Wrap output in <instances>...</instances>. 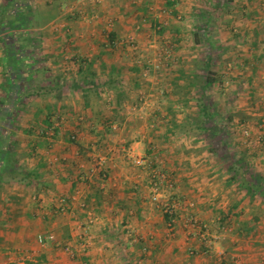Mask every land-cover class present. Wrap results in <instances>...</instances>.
I'll list each match as a JSON object with an SVG mask.
<instances>
[{
  "label": "crops",
  "instance_id": "1",
  "mask_svg": "<svg viewBox=\"0 0 264 264\" xmlns=\"http://www.w3.org/2000/svg\"><path fill=\"white\" fill-rule=\"evenodd\" d=\"M157 1L98 0L89 10L82 11L80 0H0V149L6 145L12 151L10 160L0 152V264H25V261L26 264H139L138 259L142 261L140 264H236L228 258L235 252L226 251L223 246L215 244L213 255L195 256L186 252L182 238L166 240L164 233L159 232L163 229L159 227L164 223L162 218L153 216L154 212L150 211L144 219L140 214L146 211V196L145 191L139 193L137 189L147 178L143 174L145 171H132L115 165L116 162L113 164V160L119 159L124 163L122 158L145 156L143 148L153 156L151 160L158 158L161 149L154 152L153 144H162L166 137L157 141L147 135L131 141L121 135L113 139L109 137L107 128H113V113L123 112L124 107L122 103L115 107L104 105L103 99L108 92L101 90L97 97L91 81L107 80L112 67L128 62L134 52L121 44L120 47H112L108 43V33L112 32L114 37L122 40L132 37L145 44L157 24L167 33L159 36V42L171 37L170 33L174 32L180 38L186 30L193 34L197 29L195 25L191 28L177 25L168 14L156 11L159 5L166 3V0ZM189 1L175 0L170 13L197 18L193 7L195 0ZM249 1L238 0L243 10ZM26 7L30 8L26 10ZM17 25L20 28L16 29ZM212 40V46L207 42L209 48L238 50V47L246 46L247 52H263L254 37L249 46L245 43L234 45L235 42L232 45L219 36L217 42ZM194 42L193 45H197ZM25 53L29 55L22 56ZM37 54L42 55L41 58ZM212 58L213 55L205 60L212 61ZM249 58L248 53L242 57V65L248 64ZM259 62L264 64V57ZM261 68L262 75L251 69L244 76L239 71V78L251 81L253 96H259V106H264V67ZM31 75L33 82L28 88L24 86V90L20 83L12 81L14 76L26 78ZM123 79V75L117 77V80ZM13 88L20 90L18 94L16 91L12 93ZM47 93L59 99L40 106L35 101L29 103L26 98L40 100L41 95L46 96ZM85 93L88 94L87 104ZM111 96L116 99L115 94ZM23 98L27 99L24 103ZM13 101L15 105L12 106L10 103ZM125 112L136 114L137 111L128 106ZM156 115L158 112L154 111L141 125L147 122L153 126L159 121ZM62 116H66L67 123H63ZM55 118L58 120L53 123ZM45 120L53 125V135L37 137L34 129L46 128ZM127 121L125 118L120 131L127 128ZM71 133L77 136L74 142L68 139ZM41 140H46V150L42 147L44 144H40ZM50 154L52 161L46 163ZM94 156L105 158L106 179H100L97 173L82 180V176L91 170ZM13 168L32 172L34 176L29 182L20 176L13 178L10 173ZM227 181L228 178L225 185L230 186ZM227 190L232 191V187H227ZM227 190H223L222 185L214 192ZM62 197L68 200L66 211L58 212ZM232 200L220 207L226 206V212L232 211L230 208L237 202ZM80 201L85 202L87 214L79 210L77 204ZM256 203L264 207L262 198L259 197ZM241 208L249 207L240 202L234 209L235 215ZM248 219L256 224L264 221L261 217L249 216ZM82 224L85 226L81 228ZM49 232L75 249L85 244L83 254L79 259H70L68 253L53 243H38L37 235ZM128 234L133 236L132 241L146 244L143 249L147 248L148 255H137L138 251L129 245L131 239H127ZM260 241H264L263 238ZM114 243L121 247L120 250ZM194 246L199 247L197 243ZM251 252L252 249L248 248L243 251L244 261L260 264L262 260H258L262 256L256 257L258 254L255 256Z\"/></svg>",
  "mask_w": 264,
  "mask_h": 264
},
{
  "label": "rangeland",
  "instance_id": "2",
  "mask_svg": "<svg viewBox=\"0 0 264 264\" xmlns=\"http://www.w3.org/2000/svg\"><path fill=\"white\" fill-rule=\"evenodd\" d=\"M80 1H82L81 8L84 9L82 11H86L98 0ZM86 1L91 2V4L89 5ZM189 2H193V0ZM248 4H244L246 9L243 10L238 0H195L193 7H195L198 16L197 18L192 17L193 21L192 18H186L182 13H170L171 7L167 3L159 5L156 11L164 15L168 14L173 22L185 28H191V25H195L196 28L200 29L204 27L206 22L207 31L214 41L216 39V42L219 36V38L228 41L232 45L235 42L234 45L245 43L249 46V43L252 45V37H254L261 45V51L263 52H260V54L254 50L247 52L246 46H243V48L238 47V50L209 48L204 30L199 32L197 45H193L194 40L196 41L195 36L188 34L187 30L183 32L184 35H181L180 38L174 35V30H171L173 32L170 33L171 37H166L165 40L159 42V36L167 34L159 29L161 28L159 25L154 26L147 37L148 42L145 40V44L139 43L138 40L132 37H128L129 40L115 37L116 41H113L112 45L115 48L121 45L123 47L127 46L130 48L129 51H133L134 54L128 62L115 66L113 76L120 77V75H123L124 79L118 80L116 84L106 87L107 90H105L108 93L103 99V104L108 105L107 107L111 105H114V107L119 106L117 99L111 96L116 95L118 89H122L125 94L121 96L124 114L123 112L113 113V119L116 118V120L114 119L113 128H107L109 137L113 139L117 135H121L122 138H128L130 141L138 138V136L143 137L146 135L155 140L166 137V141L162 144H153L154 152L161 149L158 158H152L153 160H151L150 157L153 156L150 155V152L144 151L143 148L142 152L145 153V156L122 158L124 163L117 159L116 161L113 160V164L116 162L115 165H122L132 171H145L143 174L147 175V178L145 177V180L137 189L139 193L145 191L146 196V211L140 213L142 219L149 211L154 212L153 216L156 215L162 218L164 223L160 224L159 227L163 229L159 232L164 233V238L168 241L182 238V242L186 244V252L189 255H213L212 251L215 244H217L220 247H225L226 251L240 254L239 259L242 261H244V258L241 254L247 248L252 249L251 254L255 253V256L258 254L256 257L262 256L258 261H264V241H260L262 238L264 240V221L256 224V222L248 219L249 216H253L255 219L257 217L264 218V207L256 203L259 197L256 196L250 199L248 195L240 189H235L233 185L226 186L225 181L229 176L226 172L228 170L223 167L225 161H230L234 164V167L242 163L256 177L264 179V106H259V96H255L257 98L253 96L252 90L254 88L250 87L251 81L239 78L240 75L244 76V73L251 69H254L255 74H263L261 67H264V64L259 61L264 57V0H250ZM110 23L108 22V24ZM29 24L27 28L30 27L31 24ZM186 25L190 26L186 27ZM18 28H20L19 25L16 29ZM247 53L250 61L248 64L242 65L240 59ZM28 55L29 53H25L22 56L26 57ZM212 55L211 64L207 69L202 63ZM37 56L41 58L42 55L37 54ZM252 60L257 65L252 64ZM144 63H148L150 69L145 71L143 67V70H141L140 66H144ZM206 70L207 72H205ZM239 71H242L240 75ZM208 73H211V76L215 74L217 80L210 85L206 93L201 82L204 75ZM195 74L198 78L195 77ZM14 80L15 83H20L23 90L24 86L28 88L33 82L32 75L26 78L14 76L13 83ZM192 82L194 86L191 84ZM14 91L18 94L20 90H14L13 88L12 93ZM199 95H203L205 101L210 103L217 115H220L223 119L215 129L209 124L207 126H210V128L206 131L199 130L195 126L193 120L198 113L199 99L197 97ZM26 98L29 103L35 101L40 106L59 99L55 96L50 97L49 93L46 96L41 95L40 100ZM26 98H23V103L27 100ZM10 104L15 105V101ZM128 106H133V110L137 111L136 114L126 113L125 108ZM153 110L156 113L158 112L155 117L159 121L153 126L152 123L145 122L142 127V121L144 122L146 118H149L148 115H152ZM65 117H63V123H67ZM125 118L128 119L127 128L120 131L119 127L122 126ZM165 118L167 120H164ZM57 120L55 118L53 123ZM47 130L51 132L53 128H35L34 134L37 137H45L42 135H48ZM41 141L44 144L42 147L46 150V140ZM69 141L71 140L69 139ZM97 149L100 150V146ZM162 151L166 152L162 154ZM94 158L91 170L86 178H81L82 180L97 175L101 167L105 170V167H103V165H106L103 164L105 158L99 156H94ZM49 160L52 161L51 154L49 157L47 156L46 163ZM91 171L96 172L94 175L89 176ZM163 175H166V177L164 178ZM222 185L223 190L232 187V191L214 192ZM232 199H234V202L241 199V203L246 204L249 208H241L242 210L238 214H228V217L224 218L225 220H220L219 218L227 213L226 206L224 208L220 206ZM190 203L192 205H189ZM81 204H85V202H78L79 210L87 214L86 204L84 206H81ZM165 207L172 209L171 216H169L170 220H166ZM64 211L66 209L61 210V212ZM189 215H193L199 222L207 225L204 240L200 238L195 229L185 226ZM251 223L254 225L253 229H250ZM84 226L82 224L80 227ZM86 229L88 230V228ZM49 233L55 236L53 232ZM215 236H218V238L215 239ZM260 236L262 238H257ZM127 237L128 240L131 239L129 245L133 246L135 251H138V256H140L139 253H143L142 255L148 253L146 247L145 250L143 249L146 244H141L136 240L132 241V235L128 234ZM233 238L237 240L235 241ZM56 241L59 242L60 246L53 245L61 249L66 244L70 245L69 243L60 242L58 239ZM194 241L199 247L194 246ZM235 242L238 244H233ZM114 245L117 250H120L119 245L115 243ZM70 247L73 246L70 245ZM85 247V244H81L76 249L73 247L75 249L74 257L64 251L68 253L70 259H79ZM228 258L231 260L230 257ZM137 262L140 264L142 261L138 259ZM23 263L26 264L27 262Z\"/></svg>",
  "mask_w": 264,
  "mask_h": 264
},
{
  "label": "trees",
  "instance_id": "3",
  "mask_svg": "<svg viewBox=\"0 0 264 264\" xmlns=\"http://www.w3.org/2000/svg\"><path fill=\"white\" fill-rule=\"evenodd\" d=\"M175 0H166V3L168 5H172L174 4ZM30 7H26L25 9L28 10ZM158 25V24H157ZM155 25V26H157ZM160 26V25H159ZM160 29V28H159ZM161 30V29H160ZM200 30H204V34H205V37L207 39V42L210 46H212V38L211 36L209 35L208 33V29L206 27V22L204 23V27H201L200 29L197 27L194 36H195V39H196V42H198V36H199V32ZM113 41H116L115 37H114V34L112 32H109L108 33V43L110 42L111 43V46L113 45ZM211 62H210V59L208 60H205L202 65L205 67V68H209ZM145 68V71L150 69L149 66H148V63H144V66ZM116 68L115 67H112L111 69V72L109 73L110 74V77L106 80H103L102 82L101 81H95L92 80L91 81V85L93 87V92L94 94H96L97 97H99V93L101 90L105 91L106 87L108 86H113L114 84H116V82L118 81L117 80V77L118 76H113L114 74V70ZM143 70V69H141ZM207 72V70L205 71ZM213 74V73H212ZM195 77L198 78V76L195 74ZM217 80V77L214 75L211 76V73H208L207 75H204L203 77V80L201 82V85L203 86L204 90L206 91L207 93V89L210 87V85L215 82ZM93 82V83H92ZM193 86H194V83L192 82L191 83ZM124 96V91H122V89H118L116 91V99H117V102L119 104V106L121 105V96ZM199 99V107L197 108L198 110V113L196 115V117L194 118V123H195V126L197 129L199 130H202V131H206L208 130V128H210V126L212 125V127L215 129L217 127L218 124H220V122L223 120L220 115L218 116L217 115V112L214 110L213 106L206 102L205 99H204V96L203 95H199V97H197ZM84 99H85V102L87 104L88 102V94L85 93L84 95ZM116 120V118H114ZM112 119L111 122H114L115 120ZM45 124L47 125V127L50 129V128H53L52 131H54V127L53 125L50 123L49 120H45ZM207 124H209L210 126H207ZM46 127V128H47ZM170 130V129H169ZM50 131V130H47V132ZM52 131L51 132H48L47 134L48 135H42V136H45V137H52ZM71 136H75V139H72ZM76 134L75 133H71L69 135V139L71 141H76ZM4 143V142H3ZM41 144V142H40ZM6 146V145H5ZM2 147L3 149H0V152H3L4 155L7 156V160H10L12 158V151L8 150V148L6 147ZM6 150V151H5ZM223 167L228 170L226 171L227 174H228V185H233L235 187V189H240L242 192H244V194L248 195L250 197V199H252L253 197H260L264 200V179L261 178V177H256V175L249 170V168L245 165V164H242V163H239L238 166L234 167V164L233 163H230V161H225L223 163ZM11 175L13 178H16V176H20L21 179L23 180H26L27 182L30 181V178L33 177V173L32 172H25L23 170H19L18 169H15L13 168L12 171H10ZM88 174H86L87 176ZM86 176H82V178H86ZM100 179H106V176H107V171H105L104 169H102V167L100 168V170L98 171V175H97ZM0 179H1V175H0ZM64 198V197H62ZM66 199V198H65ZM60 201V199H59ZM68 200L66 199V202ZM242 202L241 199L237 200V202H235L232 207L230 208L232 211H227L226 214H223L219 219L223 220L224 218L228 217V214H235L234 212V209L238 206V204ZM58 210H60V204L58 205L57 207ZM229 209V210H230ZM169 216H171L169 213L165 212V217H166V220H170L169 219ZM225 220V219H224ZM252 224V223H251ZM254 225L252 224L250 229L252 228L253 229Z\"/></svg>",
  "mask_w": 264,
  "mask_h": 264
},
{
  "label": "built area",
  "instance_id": "4",
  "mask_svg": "<svg viewBox=\"0 0 264 264\" xmlns=\"http://www.w3.org/2000/svg\"><path fill=\"white\" fill-rule=\"evenodd\" d=\"M72 139H75V136H71ZM96 171H91L90 175H94ZM163 177L165 178L166 175H163ZM162 177V178H163ZM60 211L61 210H65L66 209V199L65 198H61L60 199ZM85 204H81V206H84ZM189 205H192V203H190ZM165 212L169 213L171 215L172 213V209H170L169 207H165ZM186 225L185 226H190L192 227V229H195V231H197V234L200 235V238L202 240L205 239V235H206V231H207V225L203 222H199L195 217H193V215H189L187 220H186ZM215 239L218 238V236L214 237ZM37 241L38 243L44 245L46 242H51L53 244H57L59 245V242L56 241L55 236L52 233H47V234H38L37 235ZM63 250H65L66 252H68L71 257H74V248L70 247V245L66 244L65 247H63ZM192 252V251H190ZM231 261H235L236 264H247L246 261H242L239 259V255L237 253H233L230 256ZM260 264H264V261H261Z\"/></svg>",
  "mask_w": 264,
  "mask_h": 264
}]
</instances>
